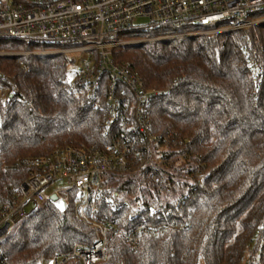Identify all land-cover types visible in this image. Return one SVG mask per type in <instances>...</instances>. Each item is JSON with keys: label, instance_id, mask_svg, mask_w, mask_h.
Here are the masks:
<instances>
[{"label": "trees", "instance_id": "obj_1", "mask_svg": "<svg viewBox=\"0 0 264 264\" xmlns=\"http://www.w3.org/2000/svg\"><path fill=\"white\" fill-rule=\"evenodd\" d=\"M173 32L177 30L125 36ZM42 48L0 40V51ZM257 56L264 73V23L246 31L117 50V62L128 64L148 90L158 93L149 111L153 132L175 142L164 152L159 185L148 171L107 178L110 195L132 205L108 213L125 230L143 221L180 223L185 229L144 237L137 252L115 237L101 264H264V77L258 84L251 76ZM74 63L65 55L0 58L3 200H11L13 190L29 177L28 170L5 171V165L68 145L106 143V112L69 89ZM78 194L69 192L64 210L49 201L25 220L0 244V264H37L77 243L95 242L93 231L76 217Z\"/></svg>", "mask_w": 264, "mask_h": 264}, {"label": "built area", "instance_id": "obj_2", "mask_svg": "<svg viewBox=\"0 0 264 264\" xmlns=\"http://www.w3.org/2000/svg\"><path fill=\"white\" fill-rule=\"evenodd\" d=\"M263 23L264 0H0V40L44 47L23 56L78 59L74 80H67L69 89L107 114L103 146L68 145L46 156L26 157L4 166L5 171L28 170L29 177L13 190L11 200L0 198V244L25 220L36 216L52 196L59 201L74 190L82 195L75 206L76 217L93 231L95 242L77 243L38 264H101L108 260L115 237L137 252L144 237L184 230L180 223L146 221L125 230L108 213L132 205L118 194L110 195L107 178L148 171L150 180L159 185L157 171L164 169V152L175 142L153 132L149 111L158 93L148 90L128 64L117 62V50L127 45L121 38L128 33L195 27L218 34L246 31ZM188 36L180 33L153 39ZM251 76L258 84L264 77L259 56L252 62ZM58 182L65 185L48 194L47 188ZM163 184L170 192V179ZM136 219L137 214L131 216V221Z\"/></svg>", "mask_w": 264, "mask_h": 264}, {"label": "rangeland", "instance_id": "obj_3", "mask_svg": "<svg viewBox=\"0 0 264 264\" xmlns=\"http://www.w3.org/2000/svg\"><path fill=\"white\" fill-rule=\"evenodd\" d=\"M145 22V21H144ZM180 33H183L185 35H190V36H200V35H204V36H214L216 35L217 33L214 32V31H192V30H186L183 29V30H177V33H174L173 34H170V35H176V34H179ZM152 34V33H151ZM195 34V35H194ZM154 37H157V36H145V37H141V38H127V36H124L121 38L122 41L126 42L127 45L124 46L123 48H128V47H132V46H139V45H146V44H154L156 42H161V41H155L153 38ZM159 37V36H158ZM27 51H0V58H12V57H21L23 56ZM79 68V60L78 59H75V63L70 65L69 67V73H68V77H67V80H74V73L77 71V69ZM108 180H106V185L108 187L109 185V181L107 182ZM108 183V184H107ZM65 183L64 182H58L56 184H53L52 186H50L49 188H47V193L48 194H51L54 190L64 186ZM109 188V187H108ZM78 198L79 200H81L82 198V195L81 194H78ZM68 200H69V197L67 195H63L59 201L55 202L57 207L61 210H64L67 205H68ZM50 257H46L44 259H49ZM42 259V260H44ZM41 260V261H42ZM39 263V262H38ZM37 263V264H38Z\"/></svg>", "mask_w": 264, "mask_h": 264}, {"label": "water", "instance_id": "obj_4", "mask_svg": "<svg viewBox=\"0 0 264 264\" xmlns=\"http://www.w3.org/2000/svg\"><path fill=\"white\" fill-rule=\"evenodd\" d=\"M51 201H52V202H57V201H58V198H57L56 196H52V197H51Z\"/></svg>", "mask_w": 264, "mask_h": 264}]
</instances>
